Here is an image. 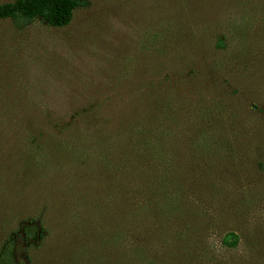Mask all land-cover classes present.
Instances as JSON below:
<instances>
[{
  "label": "rangeland",
  "instance_id": "obj_1",
  "mask_svg": "<svg viewBox=\"0 0 264 264\" xmlns=\"http://www.w3.org/2000/svg\"><path fill=\"white\" fill-rule=\"evenodd\" d=\"M87 1L0 19V251L264 264V0Z\"/></svg>",
  "mask_w": 264,
  "mask_h": 264
},
{
  "label": "trees",
  "instance_id": "obj_2",
  "mask_svg": "<svg viewBox=\"0 0 264 264\" xmlns=\"http://www.w3.org/2000/svg\"><path fill=\"white\" fill-rule=\"evenodd\" d=\"M87 0H15L0 5V19H11L17 25L42 19L49 26L63 28L68 26L78 8L88 6ZM37 227L25 228L26 237L32 239ZM16 244L7 242L0 251V264H18L15 256Z\"/></svg>",
  "mask_w": 264,
  "mask_h": 264
}]
</instances>
